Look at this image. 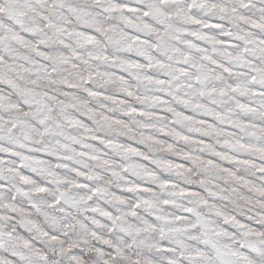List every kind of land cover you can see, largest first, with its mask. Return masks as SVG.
Instances as JSON below:
<instances>
[{
    "label": "snow or ice",
    "instance_id": "obj_1",
    "mask_svg": "<svg viewBox=\"0 0 264 264\" xmlns=\"http://www.w3.org/2000/svg\"><path fill=\"white\" fill-rule=\"evenodd\" d=\"M0 264H264V0H0Z\"/></svg>",
    "mask_w": 264,
    "mask_h": 264
}]
</instances>
